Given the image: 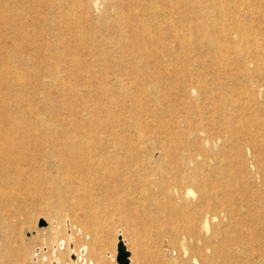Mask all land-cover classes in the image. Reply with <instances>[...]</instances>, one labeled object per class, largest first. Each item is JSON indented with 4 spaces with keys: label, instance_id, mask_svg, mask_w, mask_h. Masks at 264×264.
I'll return each mask as SVG.
<instances>
[{
    "label": "bare ground",
    "instance_id": "1",
    "mask_svg": "<svg viewBox=\"0 0 264 264\" xmlns=\"http://www.w3.org/2000/svg\"><path fill=\"white\" fill-rule=\"evenodd\" d=\"M119 1L109 0V7L113 11L109 12L113 18V22L109 26H112V30L119 35V38L111 42L113 45L111 50L114 52L106 55H109L114 63L120 66V72L124 73L127 68L122 65L123 58H126L127 61L131 60L130 57L133 56L134 50L150 53L147 48L148 43H156L157 46L162 35L165 38L170 36L167 31L163 30L162 25L171 26L172 19L170 14L162 11L159 5H151L154 0H122L127 3L141 4L140 15L132 13L135 7L132 5L128 6L130 13H125ZM162 1L166 2L167 0ZM75 4L59 0H8L7 7L10 14L4 19L11 32L7 34L6 38L11 41L10 46L13 50L22 49L24 54L18 58V61L25 66L26 70L32 66L29 64L32 54H36L39 58L43 54L44 56L47 54L57 61H74L75 59V57L65 56V51L59 50L61 34L54 32L51 34V39L47 41L45 34L34 28L29 29L34 21V16L31 18L33 12L38 13L37 21L43 24L49 22L47 13H43V9H48L53 13L50 19H56V22L63 23L67 19L68 22L76 24L73 29V37L70 38L75 46L88 48L89 41L92 39L96 44H93L96 51L88 50L90 56L100 58L104 55V51L99 50L104 38L92 30L87 31L86 36L83 35L81 16L76 15ZM198 4L200 6L204 4L207 7V10L201 13L199 18L205 23L206 29L210 28L211 31L218 29L223 19L226 20L222 24L223 27L221 25L224 30L235 28L234 23L239 13L238 10L231 9L225 13L216 5L215 0H199ZM79 7L81 9L82 5ZM58 12L60 14L57 15ZM227 21L229 22L226 23ZM124 27H129L132 33L128 35ZM204 29L203 27L197 29L196 34H200ZM236 29L238 36L237 39L234 37V44H220L215 40V37L207 36L209 34L207 32V34L202 33V39L212 50H219L223 47L232 51L235 54V60L246 72L264 70V48L260 51L257 48V40L247 32L245 34L240 24ZM229 35L223 36V39L226 40L230 37ZM129 36L133 41L128 38ZM139 38L141 40H138ZM128 39L132 43L130 47L124 41ZM180 39L181 43H185L184 36H181ZM164 50L166 49L164 48ZM1 57H3V53H1ZM175 57H177L176 54ZM164 61L168 68L173 59L168 56ZM0 63L3 70L16 73L15 65L8 59L3 57ZM52 70V73L68 72L66 68L62 69L60 66H54ZM68 70L70 73L78 72L76 68ZM95 71L96 69L93 68V72ZM142 71L135 66L131 70L135 74ZM188 76L193 80L192 74H188ZM4 79L7 80V76ZM55 80H49V84H56ZM19 81L18 84L9 82L5 86V91H14L21 109L35 114L31 109L33 99L24 95V92L30 88L29 83L27 84L24 79H19ZM203 81L207 80L198 77L197 82L201 85L181 83L180 87L189 91H201L204 88ZM42 84L43 82L40 83L38 89ZM112 84L114 90L126 89L125 84L117 78L115 81L113 80ZM150 84L151 91L157 90L156 83ZM256 85L259 87L260 96L264 98V80H258ZM105 86L101 88L103 91H108V87ZM33 87L35 86L33 85ZM64 87L66 88V86ZM20 88H25V90L21 91ZM130 90H135V88H130ZM213 91L211 90V92ZM221 92L218 88L213 93V96H216L218 100H216V104L212 102L213 107L212 110H208L207 113L210 114L208 116H200L195 121H188V116L173 115L170 126L161 120L165 134L159 140L140 133L136 124L132 125L134 134L132 136L126 134L124 123L112 115L113 113L106 115L114 122L108 123L102 120L93 122L97 128L105 130L102 133L90 128L88 123L74 125L73 122H70V126L58 128L53 124L45 123L43 119L39 120V117L30 124H27L22 118L0 121V245L3 247L2 250L6 252L10 248L14 251V248H11L14 239L23 238L18 250H24L25 253L27 250H31L33 257L39 259V264H64L63 250L66 243L64 240H57L53 235L57 227L53 226L52 221L60 217L58 207H72L74 205L72 200L76 197L78 190L93 182L98 188L113 190L122 186L126 180L143 187L142 185L150 178L149 183H153L159 195H147L145 199L142 198L140 202L133 205H129L127 197L123 203L126 201L128 203H125L126 206L123 207V210L118 207L119 213H124L128 220L143 225L153 224L157 221V224L154 225L161 232L163 227L161 217L166 212L171 217V222L175 224L173 225L175 236L182 237L181 245L189 260H195L196 264H237L234 257L224 254L222 249L223 231L216 226L222 225V218H227L230 221L239 220L238 214L241 209L239 206L237 207L238 204H233L231 195L229 198L224 196L228 191L227 187H224L222 182L216 183L211 173H207L206 165L208 158L218 155L219 151H222L223 155L226 154L225 156L239 155L241 158L239 166L232 171L230 162H227L228 168L225 172L233 180L238 179L243 172L250 173L248 176L250 188H246L248 203L243 207L249 211L247 215L251 220L253 230L263 228L264 214H261L259 210L261 206L264 207V113L259 114L257 109L251 106L252 101H256L254 96L241 94V101H236L225 99L221 96ZM106 97L109 101L110 96ZM154 99L158 101V99ZM223 103H228V108L235 114L231 112L230 116L224 115L220 109L225 107ZM2 104L5 108L9 107L7 100H4ZM174 110H176L175 107L173 112ZM215 117H218V120H215ZM65 124H69V122ZM210 125L216 129L213 134L209 133ZM219 139L223 140V147H218V153H214L212 145L217 144ZM206 143H209L210 146L206 147ZM228 144L231 146L225 148V145L228 146ZM27 150L28 152H26ZM247 152L259 162L254 173L247 171L245 157ZM218 159L220 161V158ZM134 171L137 172L138 178L129 175ZM251 173L259 174L260 184L256 182L257 177L255 179ZM127 175L130 176V179ZM239 182H243L242 185L245 184L242 179ZM106 196L118 198V192L108 193ZM145 200L152 201L150 203H154L153 208L145 207L143 203ZM81 202L85 204L91 202V197L85 196ZM23 203H29L30 207L42 210L46 216L44 219L47 221V225L44 226L37 223L38 228L28 232L30 236L27 240L17 224H5L7 223L5 215L9 212L13 218L16 217L24 210ZM87 210L85 209V211ZM29 214L28 218L30 219L33 214ZM157 216H159L158 219ZM43 223L45 224V220ZM78 231L82 232L81 229ZM119 240L122 241L123 246H126L125 250L130 252L124 238L120 236ZM49 248H52L50 253ZM69 248L68 257L71 264H92L88 261L86 246L80 247L77 251L73 245ZM256 256L257 258H249L247 264H264V245L258 249ZM0 260L2 261L3 258L0 257ZM251 260L254 261L251 262Z\"/></svg>",
    "mask_w": 264,
    "mask_h": 264
},
{
    "label": "rangeland",
    "instance_id": "2",
    "mask_svg": "<svg viewBox=\"0 0 264 264\" xmlns=\"http://www.w3.org/2000/svg\"><path fill=\"white\" fill-rule=\"evenodd\" d=\"M59 1H66L68 4L76 3V15L81 16L80 23L83 35L86 36V32L92 30V32L103 37L104 41L99 50L104 51V55L100 58L90 56L88 50L93 49L94 52L96 51L94 47L96 44L92 39L89 41L90 46L88 48L75 46L70 38L73 37V29L76 24L68 22L67 19L63 23L56 22V19H50L53 13L48 9H43V13H47L49 22L43 24L37 21L38 13L35 11L36 13L31 14V18L34 16V21L29 29L39 30L42 34H45L47 41L51 39L52 33L61 34L59 50L65 51V56L75 57V59L74 61H57L47 54L45 56L43 54L41 58L36 54H32L29 59L31 61L29 64L32 66L26 70L25 66L18 61V58L24 54L22 49L13 50L10 46L11 41L6 38L11 30L4 17L8 16L10 11L7 7L8 0H0V15L2 16H0V19L2 18L0 20V52L3 53L5 59L15 65L17 70L16 73H10L8 70H3L0 63V121L5 122L10 119L19 120L22 118L27 124H30L39 117V120L43 119L45 123L53 124L58 128L70 126V122H73L74 125L88 123L91 126H89L90 128L102 133L105 130L97 128L93 122L102 120L109 123L112 120L108 119L107 115L113 113L112 115H115L124 123L126 134L132 136L134 134L132 125L136 124L140 133L159 140L165 134L161 120L170 126L173 115L188 116V121H195L200 116L210 115L207 112L212 110L213 104L217 103L216 100L218 99L213 96V93L218 88L222 91L221 96L229 100L241 101V94L254 96L257 102L252 101L251 106L257 109L259 114L264 113V98L260 96L259 87L256 85L258 80H264V70L246 72L241 64L235 60V54L232 51L223 47L219 50H212L202 39V33L207 32L209 33H206L207 36L215 37V40L220 44H234V37L238 36L236 28L240 24L245 34L247 32L257 40V48L262 51L264 48V0H215L216 5L225 13H228L231 9L238 10L239 13L234 23L235 28L224 30L222 24L226 20L223 19L222 24H219V28L214 31H211L210 28L206 29L205 23L199 20L201 13L207 10L204 4L201 6L198 4L199 0H165L166 2L154 0L151 5H159L162 11H165L168 15L170 14L172 25H162L163 30L167 31L170 36L165 38L162 35L157 46L156 43H148L147 48H149L150 53L134 50L133 56L130 57L131 60L128 59L129 61H127L126 58H123L124 63L122 65L127 68L124 73H121L120 66H117L109 55H106L114 52L111 50L113 48L111 42L119 38V35L112 30V26H109L113 22V18L109 14L111 11L109 0ZM119 4L125 13H130L129 5L135 6L132 13L135 12L136 15L141 13L142 5L139 3L133 4L120 0ZM81 5L80 9L79 6ZM58 14L60 13L58 12ZM202 27L205 29L200 34H196L197 29ZM124 28L128 35L132 33L129 27ZM225 35L230 37L225 40L223 39ZM181 36L186 38L185 43H181ZM128 38L133 41L131 36ZM140 38L138 40H141ZM124 41L129 44V47L132 46L129 39ZM241 44L245 46V44ZM166 54L168 55L166 56ZM175 54L178 58L175 57ZM168 56L173 61L166 68L164 60ZM3 57L0 60H3ZM54 66H60L62 69L66 68L68 72L52 73ZM133 66L143 71L135 74L131 72ZM70 68H76L78 72L70 73L68 70ZM93 68L96 69L95 72H93ZM188 74L193 75V80ZM5 76H7V80L4 79ZM198 77L207 80L202 82L204 85L203 90L189 91L180 87L181 83L201 85L197 82ZM116 78L125 84L126 89H113L112 83ZM19 79H24L27 84L29 83L30 88L24 92V95L33 99L31 109L36 115L21 109L20 102L13 93L14 91H5V86L9 82L10 84H18ZM51 79H54L57 83L54 85L49 84ZM42 82L41 88L38 89ZM150 83H156L157 90L151 91L149 88ZM104 85L108 87V91H103L101 87ZM130 88H135V90H130ZM20 89L21 91L25 90V88ZM211 90L214 91L211 92ZM106 96H110L109 101ZM154 98L158 101H155ZM4 100H7L8 108L2 106ZM227 104H224L225 107L220 108L224 115L230 116L231 112L235 114L228 108ZM174 107L176 110L173 112ZM96 108L104 110L100 111ZM215 120H218V117H215ZM67 122L69 124H65ZM89 127L87 128L90 129ZM209 130V133L213 134L216 129L210 125ZM222 143L223 140L219 139L217 144L212 145L214 153H218V147H223ZM205 146L209 147L210 144L206 143ZM230 146V144L225 145V148ZM221 152L219 151L218 155H212L208 158L206 171L211 173L216 183L222 182L223 186L227 187L228 191L224 196L229 198L231 195L233 204H238L237 207L239 206L241 210L238 214L239 220L230 221L227 218H222V225L219 224L220 226L216 227H220L223 231L222 249L224 254L234 257L237 264H247L249 258H257L258 249L264 245V227L255 228L256 231L253 230L251 220L247 215L249 211H246L243 207L244 204L248 203L246 188H250V180H248L250 173L243 172L238 179H231L230 175L225 172L228 168L226 163L230 162V168L233 171L239 166L241 158L235 154L225 156L226 154L223 155ZM216 157L217 159L220 158V161ZM245 157L247 171L256 172L258 160L252 158V155L248 152ZM129 175L138 178L135 171ZM252 175L255 176V179L257 177L256 182L260 184L259 174ZM130 176H128L129 179ZM240 179L245 181L244 185H242L243 182H239ZM150 181L149 178L144 184L142 183L143 187H141V185L138 186L130 180H126L122 186L113 190L98 188L93 182L78 190L76 197L72 200L74 204L72 207H58L60 217L52 221L53 226L57 227L53 235L57 240H64L66 243L63 250L64 264H71L68 257L69 246L71 245L74 246L76 251L80 247L86 246L88 261L92 264H124L123 261L118 259L119 244L122 243L121 240L118 241L120 236L124 238L130 251L125 264H196L195 260L188 259V255L181 245L182 237L175 236L173 228L175 224L171 222V217L166 212L161 217L163 226L161 232L154 225L157 224V221L153 224L143 225L136 221H130L127 215L119 213L118 207L123 210V207L126 206L125 203L129 202V205H133L140 202L142 198L145 199L147 195H159L153 183H149ZM112 192H118V198L113 196L108 198L106 196ZM82 196L91 197V202H86V204L81 202ZM125 198L128 199V202L123 203ZM150 202L152 201L145 200L143 202L144 206L153 208L154 203ZM23 208L24 210L18 215L16 213L17 218H13L11 213L8 212L5 215L7 217V223L5 224H17L27 240L30 236L28 232L38 228L37 223L44 226L47 225V221L44 219L46 216L42 210L39 211L35 207H30L29 203H23ZM85 209H88V212ZM259 211L264 214V207L261 206ZM29 213L33 214L30 219L28 218ZM42 220H45V224L42 223ZM80 229L82 230L81 233L78 231ZM22 239H14L11 247L14 248V251L8 248L4 252L3 247L0 245V257L3 258L2 261L0 260V264H39V259L33 257L31 250H27L26 253L24 250H18ZM38 242L40 243V240ZM124 248L126 249V246ZM51 249L49 248V253Z\"/></svg>",
    "mask_w": 264,
    "mask_h": 264
},
{
    "label": "water",
    "instance_id": "3",
    "mask_svg": "<svg viewBox=\"0 0 264 264\" xmlns=\"http://www.w3.org/2000/svg\"><path fill=\"white\" fill-rule=\"evenodd\" d=\"M44 222V220H42V223ZM127 255H128V252L125 250L124 246L122 243L119 244V256H118V259L120 261H123L124 264L126 263L127 261Z\"/></svg>",
    "mask_w": 264,
    "mask_h": 264
}]
</instances>
